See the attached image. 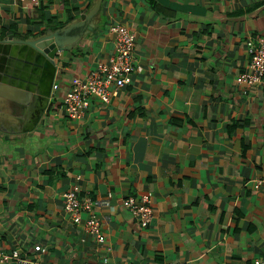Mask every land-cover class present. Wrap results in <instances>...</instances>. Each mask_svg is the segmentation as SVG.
Returning <instances> with one entry per match:
<instances>
[{"label":"crops","instance_id":"obj_1","mask_svg":"<svg viewBox=\"0 0 264 264\" xmlns=\"http://www.w3.org/2000/svg\"><path fill=\"white\" fill-rule=\"evenodd\" d=\"M115 24L136 37L132 82L72 119L63 98L114 55ZM261 37L264 0H0V249L44 264L264 260V86L237 82ZM54 77L36 120L28 80ZM74 187L108 202L104 245L65 211ZM143 195L147 226L126 205Z\"/></svg>","mask_w":264,"mask_h":264},{"label":"built area","instance_id":"obj_2","mask_svg":"<svg viewBox=\"0 0 264 264\" xmlns=\"http://www.w3.org/2000/svg\"><path fill=\"white\" fill-rule=\"evenodd\" d=\"M35 4L39 0H30ZM110 31L115 35V53L107 62L98 63L83 77H75L71 81V86L63 98L64 108L72 119H79L87 108L90 107L91 99H99L103 103H110L120 89L132 82L135 72L134 50L136 37L129 28L122 24H115L110 27ZM248 49L251 55V62L245 73L237 78V82L242 85L264 86V37L258 41H249ZM55 90L58 86L55 85ZM255 189L264 187V179L253 181ZM78 187H74L64 194V209L72 216L76 224H82V213L87 215L83 225L86 233L96 238L100 245L106 242L101 230L100 218L95 209L96 206L108 205L95 202L90 196L79 197ZM126 205L132 214L138 218L142 226L151 223L154 211L149 195H143L139 199L129 198ZM33 252L45 254L47 249L42 245H35ZM0 264H44L38 259L24 253L21 249L6 251L0 249ZM100 264H110L108 257H104ZM254 264H264V260H256Z\"/></svg>","mask_w":264,"mask_h":264},{"label":"water","instance_id":"obj_3","mask_svg":"<svg viewBox=\"0 0 264 264\" xmlns=\"http://www.w3.org/2000/svg\"><path fill=\"white\" fill-rule=\"evenodd\" d=\"M13 36L8 37V42H5L8 45L16 47L17 42H13ZM21 45H24L23 47L26 48L28 44L25 42H18ZM59 48L56 45H50L49 47L45 48L43 50V56L46 58V60L51 63L52 65L55 64V61L59 57ZM42 54L40 52L39 57H41ZM55 70V74H56ZM2 80V77L0 76V81ZM51 82V88L49 87ZM55 82V77L51 80L48 78H36V79H30L28 80V83L31 84L28 88L29 90L35 92V95H33L34 102L33 106L29 107V110L32 112L34 116H36V120L43 119L46 111L48 110V107L51 103V101L56 96V93H53V83ZM18 107V106H17ZM26 109L25 106L22 107L21 112H23Z\"/></svg>","mask_w":264,"mask_h":264}]
</instances>
